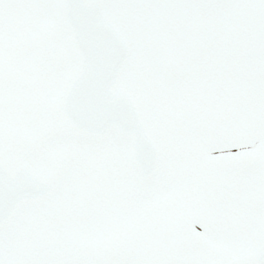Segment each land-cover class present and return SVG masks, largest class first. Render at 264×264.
I'll list each match as a JSON object with an SVG mask.
<instances>
[{"label":"snow or ice","instance_id":"snow-or-ice-1","mask_svg":"<svg viewBox=\"0 0 264 264\" xmlns=\"http://www.w3.org/2000/svg\"><path fill=\"white\" fill-rule=\"evenodd\" d=\"M0 264H264V0H0Z\"/></svg>","mask_w":264,"mask_h":264}]
</instances>
